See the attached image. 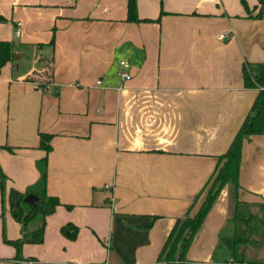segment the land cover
<instances>
[{"label": "crops", "instance_id": "0c3cea01", "mask_svg": "<svg viewBox=\"0 0 264 264\" xmlns=\"http://www.w3.org/2000/svg\"><path fill=\"white\" fill-rule=\"evenodd\" d=\"M245 1L253 17L240 0H136L135 23L127 0H0V41L14 53L0 71L6 238L21 237L9 191L33 187L44 156L47 195L61 204L42 243L15 260L2 242L0 194V264H157L258 94L244 88L242 66L264 63V6L254 18L257 1ZM122 60L129 80L117 75ZM39 133L52 135L47 154ZM234 196L223 188L188 261L221 264L212 254L230 232ZM237 199L250 213L264 203V135L243 142ZM67 224L74 240L60 231Z\"/></svg>", "mask_w": 264, "mask_h": 264}, {"label": "trees", "instance_id": "16d2710c", "mask_svg": "<svg viewBox=\"0 0 264 264\" xmlns=\"http://www.w3.org/2000/svg\"><path fill=\"white\" fill-rule=\"evenodd\" d=\"M256 1L258 3L257 8H259L254 18H260L263 15L264 0ZM240 3L246 12V16L253 17L246 1L240 0ZM127 21L135 23L140 21L137 18L136 0H127ZM48 46H54L53 36ZM13 55V44L0 41V71L7 62L13 59ZM242 77L244 88L258 89V94L227 151L217 158V166L210 177L211 184L198 211L193 217H190L188 211L183 217L175 220L158 255L157 264H199L188 261L186 258L187 252L195 236L199 233L209 210L225 186L232 188L235 195L234 211L228 222L230 232L219 234L215 249L216 254L218 253V256L223 253L226 254L227 258H221V264H264V261L248 262L245 260L244 248L254 241L251 238V233L257 217L248 212L245 205L237 199L243 142L249 140L251 136L264 135V63L243 64ZM51 138L52 135L39 133V147L46 154L50 149ZM36 165L39 171L37 183L33 187H29L24 193L11 189L8 194L9 212L20 225L21 237L16 240H8L5 236L4 193L6 177L0 172L2 242L15 249V260H22L21 249L23 245L42 243L45 219L61 205L56 197L49 196L46 192L47 157L44 156L37 161ZM28 194L37 196L38 203L36 205H29L24 202V198ZM261 206L264 207V203ZM158 218V216H153L150 222L143 225V228L149 229ZM60 231L66 238L74 240L78 229L71 224H67Z\"/></svg>", "mask_w": 264, "mask_h": 264}, {"label": "rangeland", "instance_id": "374dc122", "mask_svg": "<svg viewBox=\"0 0 264 264\" xmlns=\"http://www.w3.org/2000/svg\"><path fill=\"white\" fill-rule=\"evenodd\" d=\"M251 213L257 217L253 224V232L251 233V238H253L254 241L251 245L244 248L245 258L248 262L264 261V207L261 206L259 209L254 210V212ZM228 232L229 230L226 229L223 234H228ZM212 256L213 260L215 258L223 259L226 257V254L223 253L218 257V253L216 255V251H214Z\"/></svg>", "mask_w": 264, "mask_h": 264}, {"label": "built area", "instance_id": "2783aa9c", "mask_svg": "<svg viewBox=\"0 0 264 264\" xmlns=\"http://www.w3.org/2000/svg\"><path fill=\"white\" fill-rule=\"evenodd\" d=\"M20 26H21V23L20 22H16V25H15V35L16 36L20 35ZM218 38L220 40H223V39L227 38V35L226 34H221V35H219ZM129 67H130L129 62L124 61V60L119 62V70L117 72V75L119 76L120 79L129 80L131 78L129 73H128ZM98 83H100V82L98 81Z\"/></svg>", "mask_w": 264, "mask_h": 264}, {"label": "water", "instance_id": "95a60500", "mask_svg": "<svg viewBox=\"0 0 264 264\" xmlns=\"http://www.w3.org/2000/svg\"><path fill=\"white\" fill-rule=\"evenodd\" d=\"M24 202L29 205H36L38 203V198L34 194H28L25 196Z\"/></svg>", "mask_w": 264, "mask_h": 264}]
</instances>
